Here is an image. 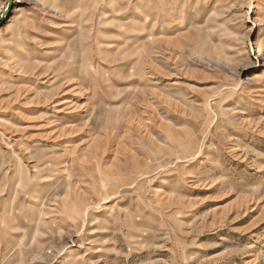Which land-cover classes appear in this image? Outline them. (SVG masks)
Returning <instances> with one entry per match:
<instances>
[{
	"label": "rangeland",
	"instance_id": "rangeland-1",
	"mask_svg": "<svg viewBox=\"0 0 264 264\" xmlns=\"http://www.w3.org/2000/svg\"><path fill=\"white\" fill-rule=\"evenodd\" d=\"M0 264H264V0H0Z\"/></svg>",
	"mask_w": 264,
	"mask_h": 264
},
{
	"label": "bare ground",
	"instance_id": "bare-ground-1",
	"mask_svg": "<svg viewBox=\"0 0 264 264\" xmlns=\"http://www.w3.org/2000/svg\"><path fill=\"white\" fill-rule=\"evenodd\" d=\"M37 191V190H36ZM35 192V191H34ZM39 193V192H38ZM40 194V193H39ZM39 196V195H38ZM30 221V220H29Z\"/></svg>",
	"mask_w": 264,
	"mask_h": 264
}]
</instances>
